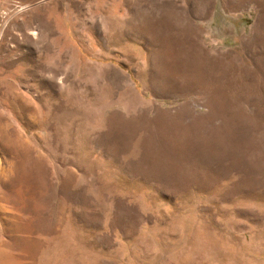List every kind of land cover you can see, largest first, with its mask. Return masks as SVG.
Listing matches in <instances>:
<instances>
[{
  "label": "rangeland",
  "instance_id": "rangeland-1",
  "mask_svg": "<svg viewBox=\"0 0 264 264\" xmlns=\"http://www.w3.org/2000/svg\"><path fill=\"white\" fill-rule=\"evenodd\" d=\"M0 264H264V0H0Z\"/></svg>",
  "mask_w": 264,
  "mask_h": 264
}]
</instances>
